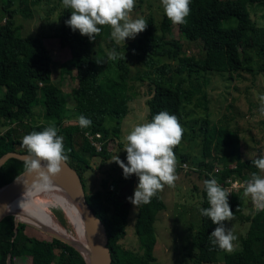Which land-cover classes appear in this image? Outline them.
I'll return each mask as SVG.
<instances>
[{
    "label": "trees",
    "instance_id": "obj_1",
    "mask_svg": "<svg viewBox=\"0 0 264 264\" xmlns=\"http://www.w3.org/2000/svg\"><path fill=\"white\" fill-rule=\"evenodd\" d=\"M34 1L39 3L42 0H31L32 3ZM20 2L24 3V7L28 6L27 0ZM254 3L264 5V0H190V14L184 24H173L164 11L158 19L148 16L147 27L140 32L141 38L139 37L138 47L143 50L141 61L152 66L155 63L153 56L167 55L178 59L175 71H185L189 78L195 75L197 81L203 79L205 74L228 73L232 77L243 70H249L246 50L252 47H258V51L264 49L263 43L259 41L256 22L251 18L248 8ZM13 4L14 0H3L1 7L4 21L0 22V127L5 122L10 125L28 121V134L55 125L58 135L63 137L67 162L80 175L86 199L105 225L111 264H151L156 259L153 254L156 243L154 222L157 213L166 208L160 193L152 198L151 203L137 208L134 233L141 252H136L119 243L126 233L131 206L130 201L122 198L118 184L127 179L122 174L123 170L108 186V178H103L100 188L86 189L84 178V173L90 167L89 158L85 154L90 158L99 157L101 165L113 156L107 150L106 139L110 135L117 136L120 127L116 124L109 129L105 126V120L106 117L117 120L129 111L131 96L123 90L129 75L128 56L125 54V60L114 61L117 69L114 80L100 84L101 71L95 46L101 35L96 36L95 40H89L78 30L73 31L65 23L70 17L71 9L63 7L57 37L59 46L67 48L70 57L61 63V74H71L75 69L79 72L80 81L79 87L71 90L74 112H68L66 95L51 81L52 56L48 48L39 36L16 34L13 20L16 10L11 7ZM174 31L187 40L200 42L203 54L200 57L187 55L174 36ZM112 47L116 51L120 48L116 44H112ZM259 68L264 69V58ZM154 70L157 75L150 81L149 97L146 100L148 121L160 111H167L177 116L182 125V139H194L196 133L202 134L201 159L196 163L189 162L188 154L180 151V145L174 148L178 161L176 172L182 171L187 176L190 172H195L197 178L204 181L208 179V173L217 166L219 169L213 175L219 182L233 173L244 179L250 178L253 172L258 174V169L251 160L243 159L240 143L228 127L216 126L209 119L208 112L201 121L189 117L192 111L187 105L199 91L198 86L193 85L186 90L185 78L174 84L171 74L174 68L168 63L156 65ZM205 82L203 79V83ZM40 102L43 106L42 115L46 120L40 122L34 118V122L29 121L33 117V108ZM69 113L76 117L85 116L92 121L91 126L82 129L78 123L65 124L64 120L72 115ZM85 131L101 133L100 140L105 139V142L100 150H96L89 142L84 135ZM18 145H22L21 140L13 137L11 126L4 131L0 130V157L8 151H17ZM21 152L27 153L26 147ZM121 161L126 164V157ZM183 162L195 168L185 170L180 167ZM111 164L112 169L117 171L119 165L114 161ZM247 169H250V173L246 172ZM23 170L21 159L9 158L0 166V187ZM193 188L200 196V224L191 239L182 246L183 261L188 259L190 264L214 263L223 254L224 264H264V211L244 216L249 222V228L246 235L241 237V248L231 254H224L223 250L209 241L210 232L216 225L200 213V208L209 207L204 186L194 184ZM227 200L234 214L243 210L245 201L249 204V197L240 193L228 195ZM53 214L64 227L70 228L61 211L55 210ZM26 225L19 223L14 232L13 215H6L1 219L0 264H8V260L10 264H15L14 258L22 255L30 256L32 264H87L74 246L40 230L41 237L30 235L25 230Z\"/></svg>",
    "mask_w": 264,
    "mask_h": 264
},
{
    "label": "rangeland",
    "instance_id": "obj_2",
    "mask_svg": "<svg viewBox=\"0 0 264 264\" xmlns=\"http://www.w3.org/2000/svg\"><path fill=\"white\" fill-rule=\"evenodd\" d=\"M21 0H14L11 6L16 10L13 16L14 28L16 34L20 36H39L45 46L48 48L52 56V76L51 81L60 87L66 95V106L68 112H74V100L71 96V90L79 87L80 81L78 71L73 69L71 74H61V63L70 57V52L67 48L59 46L57 34L60 29V13L63 9L62 0H42L39 3L31 0L28 1V6L24 7ZM2 3L0 0V22L2 18ZM251 18L256 22L259 30V41L263 43L264 48V5L254 3L249 5ZM163 12L161 0H135L132 18L153 16L158 19ZM2 18V19H1ZM99 43L96 44L97 61L100 69V84L111 83L116 77L117 69L113 60L107 59V53L112 50V44H116L110 38V27L101 26ZM174 36L182 44L183 51L187 55L200 57L203 54L202 45L198 41H190L185 39L177 31H174ZM140 33L134 38H125L124 45L119 44L118 53H123L128 56L129 75L124 82L123 90L131 96L129 101V111L126 115L119 119L106 117L105 126L111 128L114 125L120 127L117 136L110 135L106 139L107 150L112 152L113 156L101 165L99 157L89 158L90 167L84 173L86 189H94L101 187V180L108 178L107 186L112 182L114 177H117L121 168L117 167V171L112 169L111 159L117 155L120 160L125 159L127 153L124 150V136L131 128L145 121H148V106L146 103L149 97L150 81L156 78L157 73L154 70L156 65L168 63L174 70L172 74V82L175 84L181 78H185L184 87L190 89L193 85L198 86L197 94H194L187 108L192 111L190 118L203 120L208 112L209 119L216 125L228 127L235 135V138L240 143L241 154L244 160H252L261 155H264V116H261L258 108L257 94L264 93V69H260L259 65L264 58V49L258 51V47H252L246 50L247 65L249 70H243L238 75L229 76L228 73H210L205 74L203 79L195 80V75L190 78L183 71L179 73L176 70L178 59H173L167 55L153 56L154 65L149 66L141 61L143 50L138 47ZM117 45V44H116ZM2 89H0V94ZM41 114V116H38ZM43 106L40 102L33 108V117L30 118L34 122L46 120L43 117ZM72 114V113H69ZM64 123L77 124V118L74 114L70 115ZM33 119V121H32ZM118 121V122H116ZM5 124L0 127L4 131L9 126L12 128L14 138L22 140V137L27 134L28 121L16 122L13 124ZM199 125V124H198ZM198 130V128H197ZM80 141V140H79ZM201 142L202 134H195L194 139H181L180 151L188 154L189 162L196 163L201 159ZM23 145L17 146V152H21ZM234 166V163L232 164ZM250 173V169L246 170ZM258 175L264 176V171L258 169ZM177 179L174 182V187L167 185L159 191L161 197L166 203V208L157 213L154 222L156 243L153 247L155 261L151 264H190L186 259L183 261L182 246L186 244L192 237V234L198 229L200 224L199 201L200 196L193 188L196 184L202 187L203 180L197 178L195 172H190L187 176L182 171L176 172ZM138 183V177L135 174L130 175L124 182L118 183L121 187V196L125 201L133 195L134 188ZM64 201L71 207V200L63 194ZM137 208L131 204L128 217L126 233L119 243L136 252H141L137 236L134 233V225L136 220ZM52 211H62L59 206L51 208ZM252 213L250 205L244 203V208L241 212L234 214V218L225 222L226 229L231 230L236 236L234 241L236 250L241 248L240 240L245 236L249 222L244 218L245 215ZM25 230L30 235L41 237L39 229L26 225ZM71 234H75L73 227L66 228ZM85 241V236L82 237ZM224 254L227 252L224 251ZM220 260L214 263L203 264H224L223 254ZM15 264H31V257L22 255L14 258Z\"/></svg>",
    "mask_w": 264,
    "mask_h": 264
},
{
    "label": "clouds",
    "instance_id": "obj_3",
    "mask_svg": "<svg viewBox=\"0 0 264 264\" xmlns=\"http://www.w3.org/2000/svg\"><path fill=\"white\" fill-rule=\"evenodd\" d=\"M164 14L173 24L186 23L190 14V0H161ZM65 9H71L70 17L65 21L73 31H79L89 40H95L101 33V27H110V38L117 45L123 44L125 38H134L147 27L143 17L132 18L135 0H62ZM108 60H125V54L115 48L107 53ZM99 62V61H97ZM258 111L264 116V93L257 94ZM78 126L88 128L92 121L83 115L77 118ZM183 128L177 116L167 111H160L150 121L134 125L124 136L126 160L121 161L117 155L114 161L123 170L125 178L135 174L138 177L133 195L127 199L134 208L149 204L165 185L174 187L177 179V157L174 148L180 144ZM21 144L27 154L22 157L25 174L32 177L34 186L48 189L54 177L61 170V163L66 162L63 137L58 135V128L49 125L42 131H32L22 137ZM259 170L264 171V155L251 160ZM209 207L200 208L202 216L208 217L216 227L210 232L209 241L221 250L231 254L236 251L234 241L237 236L226 229L225 222L234 218L226 191L216 178L203 181ZM244 197H250L257 212L264 211V176L253 172L249 179L238 185ZM7 208V206H5Z\"/></svg>",
    "mask_w": 264,
    "mask_h": 264
},
{
    "label": "water",
    "instance_id": "obj_4",
    "mask_svg": "<svg viewBox=\"0 0 264 264\" xmlns=\"http://www.w3.org/2000/svg\"><path fill=\"white\" fill-rule=\"evenodd\" d=\"M26 154L25 152L8 151L0 157V166L12 157L22 160V157ZM31 179L32 177L25 174V170H23L0 187V221L6 215H13L14 232L17 231L19 223H25L74 246L83 255L87 264H111L112 258L110 248L108 247V235L105 225L88 203L80 175L67 161L61 163V170L52 177V179L66 191L69 197L75 201L79 207L85 242L87 244V257L84 256L80 247L71 239L45 231L35 224L20 220L14 213L6 211L5 206L33 182ZM8 264H10V260H8Z\"/></svg>",
    "mask_w": 264,
    "mask_h": 264
},
{
    "label": "bare ground",
    "instance_id": "obj_5",
    "mask_svg": "<svg viewBox=\"0 0 264 264\" xmlns=\"http://www.w3.org/2000/svg\"><path fill=\"white\" fill-rule=\"evenodd\" d=\"M63 194L71 200V207L64 201ZM56 205L62 208L75 234L66 230V227L53 214L51 208ZM6 211L14 213L20 220L35 224L45 231L71 239L80 247L84 256H88L87 244L82 240L84 229L79 207L57 182L53 181L48 189H39L32 182L8 203Z\"/></svg>",
    "mask_w": 264,
    "mask_h": 264
},
{
    "label": "built area",
    "instance_id": "obj_6",
    "mask_svg": "<svg viewBox=\"0 0 264 264\" xmlns=\"http://www.w3.org/2000/svg\"><path fill=\"white\" fill-rule=\"evenodd\" d=\"M67 119L64 120V122ZM84 135L88 138L89 142L95 147L96 150H100L102 148V144L103 142H105V139L100 140V138H102L101 133L97 132V133H89L88 131L84 132ZM180 167H182L185 170H189V169H193L195 167H193L192 165H189L186 162H183L180 164ZM232 168L234 167L233 165L231 166ZM219 168H217V166L213 169V171L208 173V179L213 178L214 177V172H217ZM215 178V177H214ZM249 179V178H242L240 176H235V174L233 173L231 176H227L222 182L218 183L228 192H230L228 195L232 194V193H240L243 194V190L240 189L238 187V185L240 183H242L244 180ZM249 205L251 208L252 212H255V208L254 205L251 202V198L249 197Z\"/></svg>",
    "mask_w": 264,
    "mask_h": 264
},
{
    "label": "crops",
    "instance_id": "obj_7",
    "mask_svg": "<svg viewBox=\"0 0 264 264\" xmlns=\"http://www.w3.org/2000/svg\"><path fill=\"white\" fill-rule=\"evenodd\" d=\"M19 257V256H18ZM15 261V260H14ZM31 264H32V262H31Z\"/></svg>",
    "mask_w": 264,
    "mask_h": 264
}]
</instances>
